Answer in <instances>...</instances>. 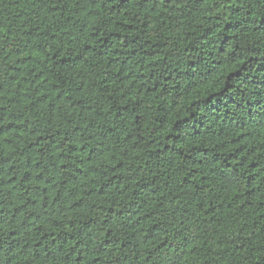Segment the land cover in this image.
I'll list each match as a JSON object with an SVG mask.
<instances>
[{
    "label": "trees",
    "instance_id": "obj_1",
    "mask_svg": "<svg viewBox=\"0 0 264 264\" xmlns=\"http://www.w3.org/2000/svg\"><path fill=\"white\" fill-rule=\"evenodd\" d=\"M0 264H264V0H0Z\"/></svg>",
    "mask_w": 264,
    "mask_h": 264
}]
</instances>
